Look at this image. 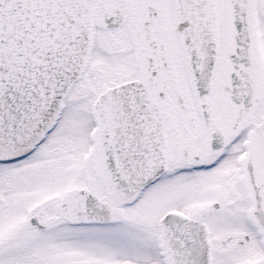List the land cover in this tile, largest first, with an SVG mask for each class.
Returning a JSON list of instances; mask_svg holds the SVG:
<instances>
[{"label":"snow or ice","instance_id":"obj_1","mask_svg":"<svg viewBox=\"0 0 264 264\" xmlns=\"http://www.w3.org/2000/svg\"><path fill=\"white\" fill-rule=\"evenodd\" d=\"M0 264H264V0H0Z\"/></svg>","mask_w":264,"mask_h":264}]
</instances>
